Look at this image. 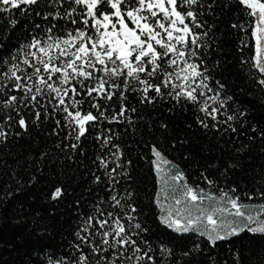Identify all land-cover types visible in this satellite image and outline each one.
Masks as SVG:
<instances>
[{"label": "snow or ice", "instance_id": "snow-or-ice-1", "mask_svg": "<svg viewBox=\"0 0 264 264\" xmlns=\"http://www.w3.org/2000/svg\"><path fill=\"white\" fill-rule=\"evenodd\" d=\"M215 4L216 0H0V17L8 27L19 23L17 12L39 17L44 25L33 20L31 39L0 57V112L4 113L0 143L7 141L13 125L27 131L26 110L37 126L41 116L48 120L63 114V123L56 119L52 131L69 129L64 138L69 142L57 147L74 151L99 120L124 118L129 125L134 123L130 113L136 114L138 109L128 105V94L135 95L140 105L164 100L190 104L205 118H211L209 124L197 117L205 129L227 125L225 130L236 132L232 122L245 113L229 114L226 102L232 98L223 95L224 85L216 81L213 88L209 83L212 77L204 49L211 47L209 41L213 38L209 33L214 26L200 18L215 15ZM229 4L238 5L244 14L243 20L231 24L240 34L237 47L242 53L241 66H247L256 82L264 86V0H229L224 7ZM206 26L207 30L201 31ZM245 49L247 56L243 55ZM85 105L89 110H84ZM114 135H96L102 141V149L107 148L110 153L98 155L97 161L113 189L107 197L113 210L104 211L99 203L94 205L93 212L81 220L75 233L78 243L72 247L79 255L55 260L49 256L48 264H188L186 258L204 251L203 245L215 247L245 230L264 234V221L249 226L259 213L254 217L245 209L257 206L242 203L235 186L221 188L219 195L205 194L199 185L193 187L184 180L180 195L176 196V186L165 180L164 200L158 189L154 201L159 209V223L176 234L191 232L203 239L193 240L191 247L185 246L178 253L168 243L158 242L154 247L143 235L148 230L138 222L137 207L129 202L133 193L116 192L115 177L127 178L128 173L120 163L123 152L113 143ZM260 137L264 140V131H260ZM247 147L242 145L236 151ZM151 151L165 164L171 163L155 145ZM152 164L159 182L161 169L157 160ZM238 166L231 162L227 165ZM169 179L179 182L184 173H169ZM204 179L209 185L214 183L207 176ZM95 180L100 182L101 177L96 176ZM168 189L173 193L171 197ZM62 191L55 187L51 198L60 197ZM258 194L264 200V190ZM247 196L251 199L252 193ZM206 200L208 206H204ZM258 207L264 212V203ZM116 208L120 211L116 212ZM84 245L89 249L87 254L82 250ZM232 259L241 264L239 252H233ZM209 264H217V260L209 257Z\"/></svg>", "mask_w": 264, "mask_h": 264}, {"label": "trees", "instance_id": "trees-1", "mask_svg": "<svg viewBox=\"0 0 264 264\" xmlns=\"http://www.w3.org/2000/svg\"><path fill=\"white\" fill-rule=\"evenodd\" d=\"M226 3L229 0H216L215 15L205 14L200 19L214 26L209 33L213 38L209 41L211 47L204 49L212 77L209 83L213 88H216V81L224 85L223 95L232 98L226 102L229 114L233 111L245 113L232 122L237 131L225 130L227 125L205 129L197 122V117L206 119L209 124L211 118H205L190 104L164 100L154 105H140L135 95L128 94V105L138 109L136 114L130 113L134 123L129 125L124 118L99 120L81 138L77 149L70 152L57 147V144L69 142L64 138L70 130L61 127L56 133L52 131L56 128V119L63 123V114L48 120L41 116L37 126L25 110L27 131L13 125L7 141L0 143V264H48L49 256L54 260L62 256L76 257L79 252L72 245L78 243L75 233L81 220L91 214L98 203L104 211L113 210L112 202L107 201L113 189L108 186L104 169L97 161L98 155L110 153L107 148L102 149V141L96 139L98 132L115 134L113 143L120 146L123 152L120 163L128 173L127 178L115 177L116 192L133 193L129 202L137 207L138 222L148 230L143 235L154 247L158 242L168 243L178 253L185 250V246L191 247L193 240L203 239L191 232L176 234L159 223V209L154 201L158 189L163 199L165 180L176 186V191L182 190L186 180L193 187L199 185L205 194L216 195L221 188L235 186L242 203L257 206L246 208V214L250 212L254 217L258 213L259 217L264 214L258 207L264 203L258 194L264 190V140L260 137V131H264V86L256 82L247 66H241L242 53L237 47L240 34L231 28V24L243 20L244 14L235 4L225 8ZM15 17L19 23L14 28L8 27L0 17V57L9 55L31 39L33 20L44 26L39 17L23 16L19 12ZM203 30H207V26ZM248 54L245 49L243 55ZM84 110H89L87 105ZM3 115L0 112V120ZM253 125L256 131H253ZM14 132L21 134L17 136ZM152 145L171 163L165 164L155 157ZM242 145L248 147L237 152ZM41 153L45 155L41 156ZM153 160L162 161L166 170L160 172L159 182ZM229 162L239 166L228 168ZM110 165L115 166L111 161ZM177 170L184 173V179L171 181L169 173L175 175ZM96 176L101 177L100 182H96ZM204 176L214 183L209 185ZM55 187H61L63 191L53 200L51 192ZM168 190L171 197L173 193ZM247 193H252L251 199ZM208 204L204 201L205 206ZM115 211L120 210L116 208ZM203 247L204 251L194 252L186 258L188 264H209V257L215 258L217 264L225 261L235 264L233 252L240 253L241 264H264V234L245 230L227 241L218 242L215 247ZM82 250L86 254L89 252L86 245ZM89 259H92L91 255Z\"/></svg>", "mask_w": 264, "mask_h": 264}, {"label": "rangeland", "instance_id": "rangeland-1", "mask_svg": "<svg viewBox=\"0 0 264 264\" xmlns=\"http://www.w3.org/2000/svg\"><path fill=\"white\" fill-rule=\"evenodd\" d=\"M163 162L162 161H159L158 162V165H159V167H160V169H161V172L162 173H165V169L163 168V164H162ZM155 172H156V174H157V171H156V166H155ZM160 175V174H159ZM161 180V179H160ZM163 185L164 186H162V187H164V190H165V181L163 182ZM180 187V186H179ZM181 188V187H180ZM169 191V190H168ZM180 192L181 191H176L175 192V195L176 196H179L180 195ZM163 194H164V191H163ZM162 200H164V197H163V199ZM205 206V205H204ZM261 221H264V214L261 216V217H259L257 220H256V222L254 223V225L253 226H251V227H254V226H256V223H259V222H261Z\"/></svg>", "mask_w": 264, "mask_h": 264}]
</instances>
